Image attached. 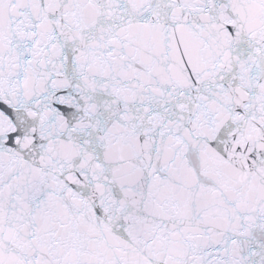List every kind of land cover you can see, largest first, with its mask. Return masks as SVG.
<instances>
[{
	"label": "snow or ice",
	"instance_id": "obj_1",
	"mask_svg": "<svg viewBox=\"0 0 264 264\" xmlns=\"http://www.w3.org/2000/svg\"><path fill=\"white\" fill-rule=\"evenodd\" d=\"M0 264H264V0H0Z\"/></svg>",
	"mask_w": 264,
	"mask_h": 264
}]
</instances>
